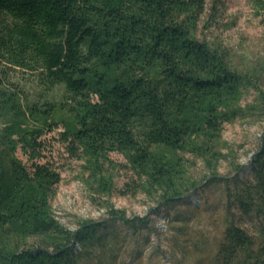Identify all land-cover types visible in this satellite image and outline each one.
I'll use <instances>...</instances> for the list:
<instances>
[{
    "label": "trees",
    "instance_id": "trees-1",
    "mask_svg": "<svg viewBox=\"0 0 264 264\" xmlns=\"http://www.w3.org/2000/svg\"><path fill=\"white\" fill-rule=\"evenodd\" d=\"M207 0H0V264H83L109 225H62L51 202L60 173L43 161V136L60 128L98 190L109 153L124 156L137 188L159 203L185 200L232 152L221 133L264 118V66L238 67L218 41L198 36ZM264 13V0L258 1ZM253 90L254 103L242 105ZM20 151L28 164L18 157ZM226 189L225 227L209 264H264V132L248 173ZM110 219L134 227L124 210ZM255 216L254 237L243 226ZM145 221V220H144Z\"/></svg>",
    "mask_w": 264,
    "mask_h": 264
},
{
    "label": "rangeland",
    "instance_id": "rangeland-1",
    "mask_svg": "<svg viewBox=\"0 0 264 264\" xmlns=\"http://www.w3.org/2000/svg\"><path fill=\"white\" fill-rule=\"evenodd\" d=\"M261 0H207L198 36L206 41H218L225 46L238 67L264 66V13L258 9ZM264 74V69L262 70ZM251 90L242 105L254 103ZM60 128L43 136L44 158L60 173L61 181L51 205L59 222L76 231L81 220L105 223L112 234L101 227L98 241L83 255V264H209L219 245L225 227L224 211L227 188L238 173H248L250 161L260 146L264 118L236 119L223 127L222 140L232 152L217 168L220 180L207 182V170L194 160L193 175L199 186L175 203H159L154 195L137 188L138 178L132 174L126 159L119 153H109L102 173L112 178L113 190L104 195L98 190L85 158L73 157L59 137ZM17 157L28 164L20 151ZM124 210L126 219H144L134 227L119 219H110L109 208ZM243 226L254 237L258 232L255 216L244 219Z\"/></svg>",
    "mask_w": 264,
    "mask_h": 264
}]
</instances>
